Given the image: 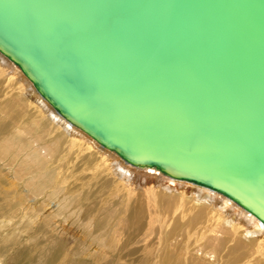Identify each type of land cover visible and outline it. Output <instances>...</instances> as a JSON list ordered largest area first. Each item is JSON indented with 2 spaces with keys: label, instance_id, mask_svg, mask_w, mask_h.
Returning a JSON list of instances; mask_svg holds the SVG:
<instances>
[{
  "label": "water",
  "instance_id": "water-1",
  "mask_svg": "<svg viewBox=\"0 0 264 264\" xmlns=\"http://www.w3.org/2000/svg\"><path fill=\"white\" fill-rule=\"evenodd\" d=\"M0 53L131 165L264 223V0H0Z\"/></svg>",
  "mask_w": 264,
  "mask_h": 264
},
{
  "label": "bare ground",
  "instance_id": "bare-ground-1",
  "mask_svg": "<svg viewBox=\"0 0 264 264\" xmlns=\"http://www.w3.org/2000/svg\"><path fill=\"white\" fill-rule=\"evenodd\" d=\"M86 170L90 177L81 176ZM95 181L120 200L96 207L98 225H111L98 237L107 264H264V223L256 216L227 195L131 165L62 117L0 53V225L14 224L0 235V264L25 240L38 250L41 239L64 233L69 203L100 198ZM74 184L87 190L58 200ZM55 244L39 249L43 264L54 262L62 246Z\"/></svg>",
  "mask_w": 264,
  "mask_h": 264
},
{
  "label": "rangeland",
  "instance_id": "rangeland-1",
  "mask_svg": "<svg viewBox=\"0 0 264 264\" xmlns=\"http://www.w3.org/2000/svg\"><path fill=\"white\" fill-rule=\"evenodd\" d=\"M36 146V145H35ZM81 176L90 177V174H92L91 171L86 170L80 173ZM76 185L78 183H75ZM71 185L74 188L77 187L79 190H75L73 187L67 188L66 192L58 198L60 201H64V198L70 199L69 197H75L76 195H79L81 192L86 191V187ZM80 184V183H79ZM91 186L95 187L96 192L99 191L97 194V199H94L93 201L87 200L86 202L82 203L81 205H77L76 201H73V204L69 203L68 211L66 212L65 219L67 220L66 223L63 224V227L65 228L64 233L59 234L54 231L55 238L50 239L49 237L41 239L42 247L39 246L38 250L37 248H30L31 243L29 241H23L21 244L17 247H14L15 249L12 251L10 250L9 253L6 255L8 258L6 260L5 264H41L42 261L41 257L42 255L39 253V249H43L44 247H47L46 245H49L50 247L54 246L56 242L53 240H58L62 244L61 248L57 251V254L54 256V262L52 264H107V262H111V258H107L103 254H101V247L98 242V237L102 234H105L108 231V227L111 228V225L106 226H99L98 221L102 220L103 217L100 216V209L96 207L104 205H107L109 203L117 204L120 202L118 199H114L112 202L111 194L107 192V187L103 186V184H100L98 182L90 183ZM96 185V186H95ZM102 185V187H101ZM98 187V188H97ZM104 187L107 189L105 190ZM80 188V189H79ZM98 189V190H97ZM100 189V190H99ZM105 191H103V190ZM101 191V196H100ZM51 192V190H48L47 193ZM105 192V193H103ZM104 195H103V194ZM106 195V196H105ZM108 195V196H107ZM103 197L105 198L104 201ZM110 199H109V198ZM97 200V201H96ZM57 202V199L55 200ZM103 205V206H102ZM81 208V209H80ZM14 224H10V229H4L2 230V224L0 225V235L1 234H8L12 232V229L14 228ZM57 229V228H56ZM46 239H48L46 241ZM50 239V240H49ZM52 240V245H51ZM44 246H43V243ZM47 244H46V243ZM56 243V244H57ZM55 244V245H56ZM20 246L22 248L20 249ZM49 248V247H48ZM37 250V251H35ZM13 252V253H11ZM99 255V256H98ZM41 256V257H40ZM11 257H13L11 259ZM15 261L13 262V260ZM43 264V263H42Z\"/></svg>",
  "mask_w": 264,
  "mask_h": 264
}]
</instances>
